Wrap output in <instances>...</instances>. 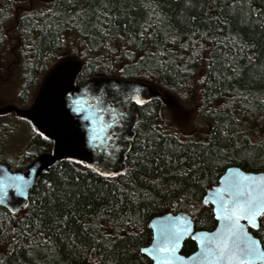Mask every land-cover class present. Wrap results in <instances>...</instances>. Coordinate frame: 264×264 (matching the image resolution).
I'll return each instance as SVG.
<instances>
[{"label": "trees", "instance_id": "1", "mask_svg": "<svg viewBox=\"0 0 264 264\" xmlns=\"http://www.w3.org/2000/svg\"><path fill=\"white\" fill-rule=\"evenodd\" d=\"M67 58L79 83L107 75L161 94L131 105L124 173L56 162L24 210L0 207V264H150L151 218L184 211L212 230L205 190L230 166L264 170V0H0V73L11 62L44 76ZM32 137L25 165L2 163L51 151ZM252 233L264 249V215ZM194 250L186 240L181 252Z\"/></svg>", "mask_w": 264, "mask_h": 264}, {"label": "water", "instance_id": "2", "mask_svg": "<svg viewBox=\"0 0 264 264\" xmlns=\"http://www.w3.org/2000/svg\"><path fill=\"white\" fill-rule=\"evenodd\" d=\"M82 64L73 58L63 59L43 78L29 107L18 109L13 105L0 107V115L14 113L29 121L36 134L53 143L50 152H43L24 169L10 170L5 163H0V177H20L17 182L20 189L8 187L6 195L0 194V206L10 212L24 210L29 203V193L39 176L47 173L56 162L73 161L84 164L87 168L102 176H117L127 169L126 157L135 137L138 115L131 107L133 103H145L159 97L160 93L151 84L136 79H121L107 75H95L78 83ZM137 100L140 103H137ZM74 109H78L74 110ZM245 176L264 177V170L246 171L239 167H228L216 184L207 188L203 204L212 208L216 224L212 230L195 229L191 216L184 211L167 212L153 217L148 227L151 231L150 242L141 249H151L157 239L166 232L183 227L188 222L189 231L179 241L175 264H204L200 252L199 240L209 241L223 225L215 215L217 204L216 189H224L233 181H243ZM208 203H205V201ZM261 217V216H260ZM257 223L259 225V219ZM241 226L248 236L257 241L264 251L260 240L252 233L258 229L241 220ZM191 240L195 250L182 254L183 244ZM150 259L151 264L156 261ZM256 264H264L257 261Z\"/></svg>", "mask_w": 264, "mask_h": 264}, {"label": "snow or ice", "instance_id": "3", "mask_svg": "<svg viewBox=\"0 0 264 264\" xmlns=\"http://www.w3.org/2000/svg\"><path fill=\"white\" fill-rule=\"evenodd\" d=\"M137 103L140 101L137 100ZM20 179L18 176L0 177V194L6 195L8 187L19 190L17 182ZM214 195L218 197L215 199L216 219L223 225L209 241L199 240L201 250L198 255L204 264H256L257 261H264V251H261L259 243L248 236L240 223L246 220L249 226L259 227L257 218L264 215V177L257 182V178L245 176L243 181L236 180L227 188L216 189ZM188 231L189 225L185 221L183 227L158 238L151 249L141 251L151 256L156 264H175L180 259L176 256L179 241Z\"/></svg>", "mask_w": 264, "mask_h": 264}, {"label": "rangeland", "instance_id": "4", "mask_svg": "<svg viewBox=\"0 0 264 264\" xmlns=\"http://www.w3.org/2000/svg\"><path fill=\"white\" fill-rule=\"evenodd\" d=\"M8 67L10 73H0V107L5 105L27 106L36 93L41 75L35 76V73L16 71L13 73L14 69ZM33 135L34 131L28 121L13 113L0 115V162L9 161L17 166L20 157L25 155L22 153L33 155L35 152L31 148V142L38 143L32 139ZM25 157L21 161L23 164L29 161Z\"/></svg>", "mask_w": 264, "mask_h": 264}, {"label": "bare ground", "instance_id": "5", "mask_svg": "<svg viewBox=\"0 0 264 264\" xmlns=\"http://www.w3.org/2000/svg\"><path fill=\"white\" fill-rule=\"evenodd\" d=\"M55 66H56V65H53V66H52V67L46 72V74H48V73H49V72H50ZM32 100H33V99H32ZM31 103H32V102H31ZM30 105H31V104H30ZM30 105H29V106H30ZM15 107H16V106H15ZM17 108H18V109H26V108H24L23 106H22V107H17ZM28 122H29V121H28ZM29 124H30L31 128L34 129L33 126H32V124H31L30 122H29ZM31 138H32V137H31ZM42 139H43V140H46V141H48V142H50V143H51V146H53V143H52L51 141H49V140H47L46 138H43V137H42ZM132 141H133V140H132ZM24 154L27 155L26 153H24ZM25 155H22V157H20L19 164H22L21 161H22V158H23ZM8 162H9V161H8ZM76 163H77V162H76ZM11 164H12V163H11ZM19 164H18V165H19ZM25 164H26V163H24L23 165H25ZM79 164H81V163H79ZM18 165L15 166V167H16V168H19ZM83 165H84V164H83ZM84 166H85V165H84ZM25 167H26V166H25ZM25 167H24V168H25ZM230 167H236V166H230ZM24 168H23V169H24ZM223 172H224V171H223ZM223 172H222V173H223ZM221 175H222V174H221ZM221 175H220V176H221ZM220 176H219V177H220ZM218 179H219V178H218ZM217 181H218V180H217ZM206 190H207V189H206ZM206 190H205V192H206ZM204 195H205V194H204ZM203 197H204V196H203ZM202 202H203V199H202ZM204 205H205V204H204ZM0 207H2V206H0ZM3 208H4V207H3ZM4 209H6V208H4ZM6 210H7V209H6ZM7 211H8V210H7ZM8 212H10V211H8ZM178 212H179V211H178ZM10 213H13V212H10ZM174 213H177V212H174ZM159 216H160V215H159ZM151 219H152V218H151ZM151 219H150V220H151ZM148 223H149V222H148ZM147 227H148V226H147ZM148 229H149V227H148ZM149 230H150V229H149ZM255 231H256V230H255ZM140 253H141V252H140ZM144 257H146V256L144 255ZM146 258H147V257H146ZM147 259H148V258H147ZM148 260L150 261V259H148ZM150 264H151V261H150Z\"/></svg>", "mask_w": 264, "mask_h": 264}, {"label": "flooded vegetation", "instance_id": "6", "mask_svg": "<svg viewBox=\"0 0 264 264\" xmlns=\"http://www.w3.org/2000/svg\"><path fill=\"white\" fill-rule=\"evenodd\" d=\"M11 62H9V63H7V66H6V71H7V73H10L9 72V67L8 66H10L9 64H10ZM19 73H23V71L22 70H19ZM41 75V77L43 76V73H35V76L36 75ZM34 76V77H35ZM46 76V73H45V75L42 77V79H41V81L39 82V84H38V86H37V89H36V92H37V90H38V87H39V85H40V83L42 82V80H43V78ZM79 84H81V83H79ZM36 94V93H35ZM34 97H35V95L33 96V98L32 99H34ZM33 100H31L29 103H28V105H27V107H29V105L31 104V102H32ZM24 108H27L26 106H23ZM50 150H52V146H51V148H50ZM23 154V153H22Z\"/></svg>", "mask_w": 264, "mask_h": 264}]
</instances>
